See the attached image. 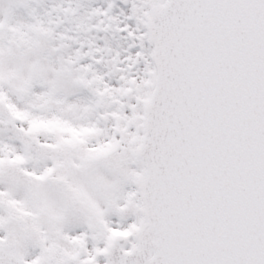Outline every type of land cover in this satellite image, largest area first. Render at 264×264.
Segmentation results:
<instances>
[{
	"label": "snow or ice",
	"instance_id": "snow-or-ice-1",
	"mask_svg": "<svg viewBox=\"0 0 264 264\" xmlns=\"http://www.w3.org/2000/svg\"><path fill=\"white\" fill-rule=\"evenodd\" d=\"M0 264H264V0H0Z\"/></svg>",
	"mask_w": 264,
	"mask_h": 264
}]
</instances>
